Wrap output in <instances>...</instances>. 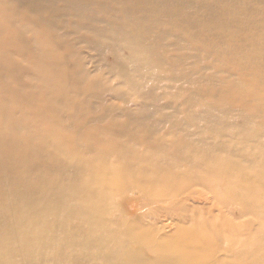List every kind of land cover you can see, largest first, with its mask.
Masks as SVG:
<instances>
[{
	"label": "bare ground",
	"instance_id": "6f19581e",
	"mask_svg": "<svg viewBox=\"0 0 264 264\" xmlns=\"http://www.w3.org/2000/svg\"><path fill=\"white\" fill-rule=\"evenodd\" d=\"M0 264H264V0H0Z\"/></svg>",
	"mask_w": 264,
	"mask_h": 264
},
{
	"label": "rangeland",
	"instance_id": "374dc122",
	"mask_svg": "<svg viewBox=\"0 0 264 264\" xmlns=\"http://www.w3.org/2000/svg\"><path fill=\"white\" fill-rule=\"evenodd\" d=\"M115 103H120V104H123V102L119 101V102H115Z\"/></svg>",
	"mask_w": 264,
	"mask_h": 264
}]
</instances>
